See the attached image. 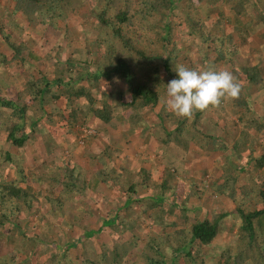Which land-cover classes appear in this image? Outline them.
Masks as SVG:
<instances>
[{
    "label": "trees",
    "instance_id": "1",
    "mask_svg": "<svg viewBox=\"0 0 264 264\" xmlns=\"http://www.w3.org/2000/svg\"><path fill=\"white\" fill-rule=\"evenodd\" d=\"M7 1L12 7L0 28V41L9 52L0 51V80L4 66L23 80L19 94L0 84L3 139L23 151L39 137L55 138L49 127L60 123L55 117L59 112L68 128L103 131L128 122L124 134L126 130L144 142L157 140L159 162L149 158L134 166L140 158L124 154L121 131L114 148L102 143L88 166L77 168L61 150L55 153L59 145L54 140L44 158L33 149L34 159L42 162L39 172H26L19 155L0 146V264H102L108 237L114 238L120 223L121 230L134 233V226L143 225L132 212L138 203L142 213L156 209L147 214L149 225L171 228L161 234L156 248L150 244L154 238L146 240L145 246L156 253L148 264H264V114L253 108L252 100V92L255 100L264 96V0H137L133 8L129 0ZM85 2V15L93 21L59 26ZM18 17L29 26L51 30L55 40L46 41L50 48L39 54L24 44ZM251 40L257 52L239 56L237 47ZM182 43L189 55L200 56L201 64L233 71L243 90L238 99L196 111L190 119L166 114L159 105L152 122L146 123L143 112L160 103L166 84L177 78L174 65L183 64L176 58ZM48 57L53 60L48 73L35 76L25 68L36 69ZM59 99L62 107L54 104ZM40 128H46L44 135ZM86 136L83 149L91 143L92 135ZM189 151L198 158L225 152L220 173L202 180L184 177L187 167L180 156L179 166L174 165L179 153ZM13 168L11 176L8 170ZM188 180V190L176 198L180 182ZM104 188H116L123 196L110 201L107 210ZM206 191L225 195L230 208L220 206L210 210L209 218H198V208L190 203ZM87 210L94 219L83 217ZM227 216L235 232L214 242ZM133 237L134 253L142 251ZM31 241L34 246L28 247ZM112 245L115 260L125 248L121 244L119 253ZM72 251L78 252L77 263Z\"/></svg>",
    "mask_w": 264,
    "mask_h": 264
},
{
    "label": "rangeland",
    "instance_id": "2",
    "mask_svg": "<svg viewBox=\"0 0 264 264\" xmlns=\"http://www.w3.org/2000/svg\"><path fill=\"white\" fill-rule=\"evenodd\" d=\"M129 1L132 5V8L136 6L137 0H129ZM88 4H89L88 2H85L84 4L78 5L74 10L69 11L66 17L59 21V26L61 27L65 26V27L72 28L73 26L77 24L78 21H83L84 23H87V24L93 21L94 19L92 17L87 18L85 15L87 12ZM11 7H12L11 2L7 0H0V28L1 27L3 28L4 25L7 23L8 14H9ZM16 18L17 17L15 15V19ZM17 22L20 24L21 29L24 30L23 36L22 34H20V39L22 40L24 44L31 47L33 51L36 53L40 54L41 53L40 51L42 50L45 51L47 47L50 48L48 45L50 43L48 44L46 43L47 40H49V42H53V40H55V35L53 34V32H51V30L48 31L44 28H40V26H33V25L29 26L24 21H22V19L20 18L18 19ZM138 32L140 33L141 31L138 30ZM92 36L93 34L91 33L90 38H92ZM185 45L186 43L185 44L182 43V45L180 46L179 48L180 50H178V55L176 56L177 60L183 59L184 61H186L185 63L183 61V64L190 66V67H195V68L206 67L207 65L203 63H202L203 64L202 66L201 64L202 60L199 59L200 56H197L196 53H191L189 55L190 51L188 49L186 51ZM257 48H258L257 44L255 42H252L251 40L247 42V44L245 45L238 46L235 52H238L239 56L243 55L244 53L245 54H248V53L255 54L257 52ZM0 51L9 52L5 44L1 43V41H0ZM260 58H261V62L263 65L264 55L262 57L260 56ZM52 63H53V60L51 57H48L45 59L41 58V60H39L37 63L38 65L36 64L37 65L36 69L29 67L28 65L25 66V68L29 69L33 75L37 76L38 74H41V73H48V71L53 69ZM213 66L215 67V65ZM4 69L6 73H4L3 77L1 78L0 84H4L6 86H12V90H14V92L19 94V89H18L19 81L23 80V77H21L20 73L18 74L17 73L14 74L12 72L10 73V69L8 66H4ZM250 92H252V88ZM164 100H165V97H163L162 101L158 103L156 106H154L152 109L150 110L147 109L143 112V118L146 121V123L152 122L151 118L153 117L154 112L158 110L159 105H162L163 108L165 109L166 114L170 115V111L166 108ZM252 100H253V103L256 104L253 106V108L255 107L256 111L259 112L260 114H264V96H261L259 99L255 100L253 98V92H252ZM54 104L55 106H59V107L63 106V102L60 99L54 100ZM50 106L51 105L49 104V108ZM59 113L56 114L55 117H56V121L58 120L60 121V123L55 122V124H51L49 127L51 129V132L55 133V136H54L55 138L45 139L43 137L41 138L39 137L38 139H36V143L34 144L33 147H30V145H28L25 149H23V151H20V150H17L14 146L10 145V143L6 142L3 139L4 134L1 133L0 134V146L13 154H18L22 168L26 169V172H28V171H33L34 169L36 170L37 167L39 168V170L42 169L41 168L42 162H40L41 159L39 160L34 159L33 154L35 152L33 151V149L36 152H43L41 157L44 158L45 152L46 154L50 153L49 151H47V149L50 150L49 147L52 144L51 141L54 140L55 143L59 145V148L58 150L56 148L55 153H59L61 150L63 157L68 158V160L70 161V166L73 165L75 168H77L76 167L77 165L81 163H87L89 159L95 158L97 155L96 152L100 148L102 143H103V146L107 143L108 146L114 148L116 146L115 145L116 143L114 142H116L117 138H119L118 132L121 131V136L122 138H125V142H126V148L124 149V154L127 157L133 156L135 158L136 157L140 158L138 162L133 163L134 166H140L142 164L141 161L147 160L149 158L156 159L157 160L156 162H159V156L156 153V149L159 147L158 143L156 142L157 140L150 139L148 142H144L140 139V137L137 134L135 136L132 133L127 134L126 130L124 134L123 131L126 128L128 122H124L123 124L118 123L116 124L115 128L111 129V127H109L107 128L108 130L104 129L103 131L95 130L92 127L87 128L85 126H75L73 128H68L66 126H63L62 121H61L62 119L61 117H59ZM230 117L234 119L233 116H230ZM121 125H123L124 128ZM82 128L89 129L90 130L89 133H83ZM40 133L44 135V133H46V128H40ZM86 135H92V137L90 138L91 143L89 144L87 148L83 149L82 146L85 144V139L87 137ZM204 153H207V150L204 151ZM224 154L225 152L223 151H216L208 155L206 158L205 157L198 158L197 156H195V154L192 151L187 152V154L184 156L181 155V153H179L178 159L175 162L174 166L180 164L179 163V160H180L179 156H180L182 158V163H184V165L187 167V170L183 173L184 177L187 178L188 176H190V178L193 180L207 179L211 174L217 175L220 173L221 166L224 161ZM49 157H51V155H48V158ZM46 160H44L43 163H45ZM236 161L238 162L240 161V159L239 160L237 159ZM232 163L235 164L234 161ZM87 166H88V163H87ZM14 168L11 171L8 170V174L11 173L10 174L11 176H14ZM262 174H263L262 176H264V171L262 172ZM241 175H242V172L240 176ZM259 179L261 178L259 177ZM262 179H264V177H262ZM243 181L244 180H241V182ZM189 184H190L189 180L186 183H184V181L180 182V187L178 188V194L176 198L180 199L183 196V193L186 190H188ZM194 184L195 183L192 182V184L190 185L191 186L190 188H192ZM102 190L104 191V193L107 194L106 198H107L108 203L104 205L102 204L104 207H106V210L108 209V207L109 209L111 208L110 201L117 202L119 198L123 197L119 193V191L116 190V188L114 189L104 188ZM148 192L145 191L144 193L148 194ZM229 205L230 204L225 195L223 194L210 195L209 191L204 192L201 198L199 199L195 198L190 203V207L198 208L197 216L198 218H202V219L210 217L209 215L210 210L213 209L214 211H218L220 209V206H223L224 208H230ZM141 207H142L141 203H138L137 205H132V212H133V216H135L136 221H140L143 225L134 226L135 228V233H134L132 230L130 231L127 228H125L124 230H121L120 229L121 223H120L118 230H117L118 232H116V235H114V238L111 239L110 237H108L109 240L107 244H109L108 245L109 247H105L104 249L105 261L102 264H148L149 258L153 259L154 257H156L155 251H152L153 248L151 250L148 246H145L146 240L148 241V238H154L153 241H150V244L151 246L154 245V247L156 248L158 242L161 241V237H160L161 234H163L164 232H167L171 228L169 227L160 228L156 225H149L146 219L147 214L148 215L155 214L156 209L155 208L149 209L148 211L142 213L140 211L142 209ZM122 211H124V209H122ZM81 214H83V217H85L88 220L90 218L91 220L94 219L91 216V212L89 210H87V212L86 211L81 212ZM119 216L122 217L123 219L127 218L125 213L124 214L119 213ZM234 232H235V227L233 226L231 217L227 216L226 219L224 218L223 228L221 232H219V234L215 236L214 242H217L220 239H224L227 236H231L232 234H234ZM131 234L134 235V237L132 238V240L134 241V244L136 246L138 245V247L142 249V251H137L134 253L132 243L129 241L131 240L130 239ZM113 243L118 247L117 250L119 253L122 252L121 244H124V248H125V253L122 255H117L115 257V260L114 259L112 260L111 258V250H112L111 248L112 246H114L112 245ZM27 246L33 247L34 242L33 241L28 242ZM81 251L82 250L79 249L80 253H82ZM9 252L11 256H16L17 258L21 257V254L16 251L14 252L9 251ZM75 254H78V252L72 251L73 259L76 262L78 255L75 256ZM103 259H100V260H103Z\"/></svg>",
    "mask_w": 264,
    "mask_h": 264
},
{
    "label": "clouds",
    "instance_id": "3",
    "mask_svg": "<svg viewBox=\"0 0 264 264\" xmlns=\"http://www.w3.org/2000/svg\"><path fill=\"white\" fill-rule=\"evenodd\" d=\"M177 78L166 84V108L179 118H192L196 111L220 108L225 100L238 99L243 84L227 68L190 67L175 64Z\"/></svg>",
    "mask_w": 264,
    "mask_h": 264
},
{
    "label": "built area",
    "instance_id": "4",
    "mask_svg": "<svg viewBox=\"0 0 264 264\" xmlns=\"http://www.w3.org/2000/svg\"><path fill=\"white\" fill-rule=\"evenodd\" d=\"M89 131H90V130L87 129V128H82V132H83V133H89Z\"/></svg>",
    "mask_w": 264,
    "mask_h": 264
}]
</instances>
